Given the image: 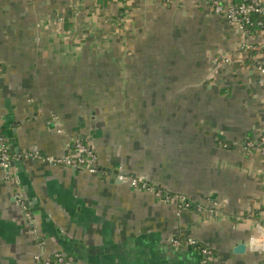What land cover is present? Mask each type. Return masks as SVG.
Wrapping results in <instances>:
<instances>
[{"label":"crops","instance_id":"crops-1","mask_svg":"<svg viewBox=\"0 0 264 264\" xmlns=\"http://www.w3.org/2000/svg\"><path fill=\"white\" fill-rule=\"evenodd\" d=\"M262 59L210 0H0V264H264ZM77 137L98 173L56 161Z\"/></svg>","mask_w":264,"mask_h":264},{"label":"built area","instance_id":"built-area-1","mask_svg":"<svg viewBox=\"0 0 264 264\" xmlns=\"http://www.w3.org/2000/svg\"><path fill=\"white\" fill-rule=\"evenodd\" d=\"M210 2L217 14L221 15L230 26L236 27L237 31L243 34H249L248 25L252 23L250 15L252 12H259L264 16V5L262 0H241L240 2H235L234 0H210ZM258 71L260 75V82L264 84V59L258 63ZM249 145L257 147L260 153L264 155V131L259 132L257 136L252 138L249 141ZM72 146L74 149V153L72 155L57 158L56 161L58 163H64L68 166H73L74 168L88 170L91 173H98L99 164L96 163L98 156L92 145L81 137H77L73 141ZM51 160L53 159L51 158ZM12 162L13 154L11 144L5 139L0 131V168L4 171V178L7 181L15 182L16 178L13 174ZM118 178H129L135 188L152 191L161 201L168 202L172 198V195L169 192L165 191L160 186L150 183L145 178L127 176L121 173L118 174ZM15 198L26 211L28 209L27 200L21 190L16 192ZM181 200L183 204L188 205L185 197H182ZM169 242L175 247H180L182 245H198L197 240L194 238L183 240L179 237H171ZM202 251L208 256L213 255L212 250L208 247H203ZM67 260L68 259L63 252H57L55 254V258L53 260L47 259L45 264H63Z\"/></svg>","mask_w":264,"mask_h":264},{"label":"trees","instance_id":"trees-1","mask_svg":"<svg viewBox=\"0 0 264 264\" xmlns=\"http://www.w3.org/2000/svg\"><path fill=\"white\" fill-rule=\"evenodd\" d=\"M103 6H106L111 0H98ZM126 1V0H121ZM235 2H240L241 0H234ZM252 23L248 25V33H256L258 31H264V16L259 12H252L251 14ZM259 52L258 48H255L250 53L253 55ZM248 61V60H247Z\"/></svg>","mask_w":264,"mask_h":264},{"label":"water","instance_id":"water-1","mask_svg":"<svg viewBox=\"0 0 264 264\" xmlns=\"http://www.w3.org/2000/svg\"><path fill=\"white\" fill-rule=\"evenodd\" d=\"M4 137H5V139L6 140H8L9 141V143L11 142V140H12V142H11V149H13L14 148V145H13V143L15 142V139L12 137L11 138V140L9 139V138H7L4 134H2ZM15 150H17V154L19 155V154H21L20 153V151L16 148ZM12 154H13V157H14V152L12 151ZM12 165H13V162H12ZM125 174V175H127L128 173H126V171H122V172H119V170H115V175H114V177H116V176H118V174ZM129 175H131V174H129ZM132 176H136V175H132ZM245 248H246V245L245 244H239L237 247H236V251H238V252H243L244 250H245ZM80 249H84V245H81V246H79L78 248L76 247V249L74 250V251H76V252H79V250ZM86 255H87V253H86Z\"/></svg>","mask_w":264,"mask_h":264},{"label":"rangeland","instance_id":"rangeland-1","mask_svg":"<svg viewBox=\"0 0 264 264\" xmlns=\"http://www.w3.org/2000/svg\"><path fill=\"white\" fill-rule=\"evenodd\" d=\"M231 27H232V26H231ZM232 28H234V30L237 31L236 27H232ZM243 35H244V34H243ZM245 35H246V34H245ZM125 81H127V79H126ZM128 84H129V82L126 83V84H125V83L123 84V93L125 92V93H127V94L129 95V90H130V89H129V85H128ZM263 85H264V84H263ZM258 134H259V133H257V135H258ZM257 135H256V136H257ZM95 151H96V150H95ZM96 153H97V156H98V159H97L96 163L99 164V165H101V161H100L101 158H100V155L98 154L97 151H96Z\"/></svg>","mask_w":264,"mask_h":264},{"label":"flooded vegetation","instance_id":"flooded-vegetation-1","mask_svg":"<svg viewBox=\"0 0 264 264\" xmlns=\"http://www.w3.org/2000/svg\"><path fill=\"white\" fill-rule=\"evenodd\" d=\"M63 253H64V252H63ZM66 258L68 259L67 255H66ZM64 263H65V262H64ZM64 263H63V264H64Z\"/></svg>","mask_w":264,"mask_h":264}]
</instances>
